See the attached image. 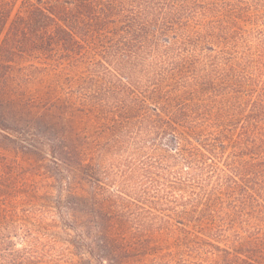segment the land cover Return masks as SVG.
Returning a JSON list of instances; mask_svg holds the SVG:
<instances>
[{
	"label": "rangeland",
	"instance_id": "rangeland-1",
	"mask_svg": "<svg viewBox=\"0 0 264 264\" xmlns=\"http://www.w3.org/2000/svg\"><path fill=\"white\" fill-rule=\"evenodd\" d=\"M0 264H264V0H0Z\"/></svg>",
	"mask_w": 264,
	"mask_h": 264
}]
</instances>
